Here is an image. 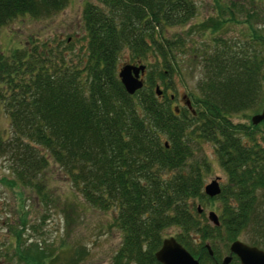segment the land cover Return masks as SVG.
Returning a JSON list of instances; mask_svg holds the SVG:
<instances>
[{
	"label": "trees",
	"instance_id": "obj_1",
	"mask_svg": "<svg viewBox=\"0 0 264 264\" xmlns=\"http://www.w3.org/2000/svg\"><path fill=\"white\" fill-rule=\"evenodd\" d=\"M68 2L0 0V27L19 15L47 18ZM228 8L224 20L197 26L211 32L205 44L191 47L201 72L196 90L180 95L193 113L172 105L166 81L163 89L157 84L172 71L177 52L186 51L187 32L167 30L189 21L193 0H85L77 49L69 37H29L0 51V108L8 122L7 134L0 130V158L8 163L9 185L29 188L38 206L50 207L46 170L55 167L84 203L111 211L121 234L111 264H160L154 252L168 236L201 264H212L205 240L215 259L220 246L213 239L223 246L242 236L264 249V128L232 120L261 109L264 34L250 25L240 42L218 34L233 20ZM122 50L129 63L145 66L143 85L132 94L117 77ZM204 144L225 176L213 197L203 193L212 165ZM214 200L217 226L202 206ZM167 228L172 235L164 236ZM16 248L20 264H58L35 243ZM77 261L73 254L63 264Z\"/></svg>",
	"mask_w": 264,
	"mask_h": 264
},
{
	"label": "rangeland",
	"instance_id": "obj_2",
	"mask_svg": "<svg viewBox=\"0 0 264 264\" xmlns=\"http://www.w3.org/2000/svg\"><path fill=\"white\" fill-rule=\"evenodd\" d=\"M84 1L69 0L63 9L47 18L34 19L28 15L13 18L0 27V51L7 53L14 47H20L28 41L29 37L36 38L38 41L52 39L62 41L69 37L74 49H77L83 44L80 13ZM230 1L236 4V8L230 5ZM193 2L195 12L189 21L184 26H173L167 30V34L187 32L184 45L186 51L177 52L172 71L166 72L164 80L160 79L157 82L163 89V81H166L165 93H174L175 102L180 101L181 94L195 91L196 81L201 77L199 64H197L199 58L193 54L197 52V49L191 47L199 48L205 44L210 36L211 28L205 27L200 30L197 29L198 24L204 23L211 26L217 18L224 20L229 15L228 7H230L233 20L224 21L218 34L240 42L249 35L248 25L252 26L253 30L256 29L264 34V0H218L219 7L216 6L215 0H193ZM225 7L227 9H224ZM261 49L264 52V44ZM129 62L128 52L122 50L118 54V67ZM252 115L251 112L244 111L233 116L232 120L246 124L250 122ZM261 123L262 121L259 122V126L264 128V123ZM0 130L7 134V117L1 108ZM202 148L212 162L211 172L206 175L204 183L216 176L224 180V173L212 154V147L204 144ZM7 167L8 163L1 157L0 264H20L16 251L17 245L24 248L33 243L42 248L48 259L54 263L63 264L74 254L78 258L76 264H111V258L121 242V234L113 225L110 210L94 209L84 203L82 197L73 190L67 180L61 177L55 167H49L46 170L47 191L53 199V205L38 206L34 193L29 188L9 185L11 179ZM198 205L201 204L198 203ZM217 205V200L202 204L205 218L209 210L217 213ZM172 233L173 229L167 228L164 236L172 235ZM237 239L250 243L246 237L239 236ZM211 242L220 246L218 249V259H220L226 254L228 243L222 246L216 239Z\"/></svg>",
	"mask_w": 264,
	"mask_h": 264
},
{
	"label": "water",
	"instance_id": "obj_3",
	"mask_svg": "<svg viewBox=\"0 0 264 264\" xmlns=\"http://www.w3.org/2000/svg\"><path fill=\"white\" fill-rule=\"evenodd\" d=\"M145 66L139 62L124 63L117 69V77L122 84L124 90L128 94L134 93L143 85V73ZM155 93L160 94L158 86H155ZM172 96V95H171ZM185 99V95L181 96ZM184 104L190 109L189 100L185 99ZM193 113V110L190 109ZM177 111V109H175ZM264 123V99L262 101L261 109L250 117V123L255 125L259 122ZM219 177H215L203 186V193L208 197H213L219 193ZM197 212H201V207L196 205ZM206 218L211 225H218V217L214 211L209 210L206 213ZM209 253V247L206 245ZM235 255L239 264H264V249L255 245H249L239 239L232 240L228 245V254L222 258L220 264H227ZM154 258L160 264H199L198 260L194 258L180 243H178L173 236L165 237L161 240L160 246L154 252Z\"/></svg>",
	"mask_w": 264,
	"mask_h": 264
},
{
	"label": "flooded vegetation",
	"instance_id": "obj_4",
	"mask_svg": "<svg viewBox=\"0 0 264 264\" xmlns=\"http://www.w3.org/2000/svg\"><path fill=\"white\" fill-rule=\"evenodd\" d=\"M170 98H172V97H170ZM186 99H188L187 97H185ZM185 100V99H184ZM189 100V99H188ZM171 101H172V105H176V106H180L181 104H184L181 100L179 101V102H175V98H172L171 99ZM190 101V100H189ZM185 105V104H184ZM188 109V108H187ZM218 177V176H217ZM219 180H220V178H219ZM231 242V241H230ZM229 242V243H230ZM229 243H228V245H229ZM206 245L209 247V249H210V251H211V253H209L208 252V250H207V248H206ZM249 245H251V244H249ZM184 247V246H183ZM185 248V247H184ZM204 248H205V250L207 251V255H208V257H209V259H210V261L212 262V264H220V262L222 261V258L224 257V256H226L227 254H228V246H227V252H226V254L225 255H223L220 259H215L214 258V255L212 254V249H211V246H210V244L209 243H204ZM186 249V248H185ZM187 250V249H186ZM188 251V250H187ZM189 252V251H188ZM190 253V252H189ZM191 254V253H190ZM192 255V254H191ZM193 256V255H192ZM194 258H196L197 260H198V258L197 257H195V256H193ZM233 258H236V262H237V264H239V262H238V260H237V257L235 256V255H231V258H230V260H229V262L227 263V264H230L231 262H233ZM198 262H199V260H198ZM199 264H201L200 262H199Z\"/></svg>",
	"mask_w": 264,
	"mask_h": 264
}]
</instances>
